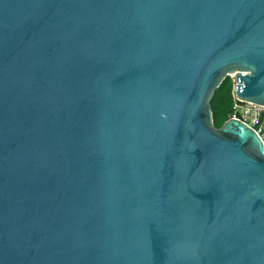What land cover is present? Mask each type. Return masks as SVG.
I'll list each match as a JSON object with an SVG mask.
<instances>
[{
  "label": "water",
  "instance_id": "water-1",
  "mask_svg": "<svg viewBox=\"0 0 264 264\" xmlns=\"http://www.w3.org/2000/svg\"><path fill=\"white\" fill-rule=\"evenodd\" d=\"M264 0H0V264H264Z\"/></svg>",
  "mask_w": 264,
  "mask_h": 264
},
{
  "label": "trees",
  "instance_id": "trees-1",
  "mask_svg": "<svg viewBox=\"0 0 264 264\" xmlns=\"http://www.w3.org/2000/svg\"><path fill=\"white\" fill-rule=\"evenodd\" d=\"M235 80L227 76L222 84L215 90L211 103L214 113V121L217 127L231 117L234 104Z\"/></svg>",
  "mask_w": 264,
  "mask_h": 264
},
{
  "label": "built area",
  "instance_id": "built-area-1",
  "mask_svg": "<svg viewBox=\"0 0 264 264\" xmlns=\"http://www.w3.org/2000/svg\"><path fill=\"white\" fill-rule=\"evenodd\" d=\"M231 117H238L253 127L264 140V105L239 100L234 93Z\"/></svg>",
  "mask_w": 264,
  "mask_h": 264
},
{
  "label": "rangeland",
  "instance_id": "rangeland-1",
  "mask_svg": "<svg viewBox=\"0 0 264 264\" xmlns=\"http://www.w3.org/2000/svg\"><path fill=\"white\" fill-rule=\"evenodd\" d=\"M233 77V76H232ZM234 78V77H233Z\"/></svg>",
  "mask_w": 264,
  "mask_h": 264
}]
</instances>
